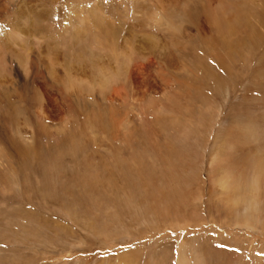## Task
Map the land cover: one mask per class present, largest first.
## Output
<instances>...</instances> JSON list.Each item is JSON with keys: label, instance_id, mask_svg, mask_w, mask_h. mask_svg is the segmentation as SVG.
<instances>
[{"label": "rangeland", "instance_id": "374dc122", "mask_svg": "<svg viewBox=\"0 0 264 264\" xmlns=\"http://www.w3.org/2000/svg\"><path fill=\"white\" fill-rule=\"evenodd\" d=\"M21 1L44 5L27 23L63 53L61 77L21 32L4 52ZM0 6V264H264V0ZM35 79L61 80V107ZM24 117L55 130L34 137Z\"/></svg>", "mask_w": 264, "mask_h": 264}, {"label": "bare ground", "instance_id": "6f19581e", "mask_svg": "<svg viewBox=\"0 0 264 264\" xmlns=\"http://www.w3.org/2000/svg\"><path fill=\"white\" fill-rule=\"evenodd\" d=\"M6 0H0V3H4ZM54 1V0H53ZM22 2V1H21ZM1 7V6H0ZM44 9V5H33V4H30V3H27L26 1H23L22 3L19 4L18 8H17V11H16V14H15V17L13 18V20L10 22V31L8 32H5L3 31L2 33L4 34V37L1 39V41H5V48L7 49V51H4V52H9L8 54L12 55V52H13V49L16 48V47H19L17 45H19L17 43V41L15 40L16 38V35L14 33H22V35H26V36H29V37H32L33 38V41H30V42H27L28 43V46H30V48H34V47H39V52L42 53V54H46V55H49L48 52L52 53L54 55V75H55V78H58L60 75H61V70H63V67H64V63H63V53H60L59 51V48L56 46H53L50 47L47 44H45L43 41V35L42 34V28L40 27H37V26H34L33 27V24H31V26L27 23V20H28V16L30 15H26V14H29V13H33V17L35 18L37 15H39V11L40 9ZM2 9V7H1ZM26 10V11H24ZM47 10V9H46ZM42 11V10H40ZM168 11V10H167ZM264 11V10H263ZM29 12V13H28ZM170 12V11H169ZM264 13V12H263ZM44 15V14H43ZM224 15V14H223ZM173 16V15H172ZM32 17V16H31ZM31 19V18H30ZM34 20V19H33ZM227 22V21H226ZM30 23V22H29ZM221 25V24H220ZM197 26V24H196ZM200 27V26H199ZM201 29V28H200ZM17 31V32H16ZM15 35V37H14ZM18 36V35H17ZM19 38V37H18ZM27 39V37H26ZM25 39V40H26ZM157 43V42H156ZM7 45V46H6ZM25 47V46H24ZM13 48V49H12ZM161 52L164 53V51L166 50L164 46L161 47ZM28 50V49H27ZM35 50V48H34ZM141 50V49H140ZM33 51V50H32ZM31 52V51H30ZM158 54V53H157ZM159 55V54H158ZM169 58H170V54H168ZM45 58V57H44ZM39 59V58H38ZM12 62V68H14V70L16 71L17 73V78L18 79H24L23 75L21 74V69H19V66L16 65V60L12 59L11 60ZM46 62V61H45ZM48 65V64H46ZM23 70V69H22ZM64 73H65V70H63ZM63 74V73H62ZM61 77V76H60ZM44 78V77H43ZM36 81V84L38 86V89L39 91L42 93V99L44 97V99H46L47 103H50L52 105H56L57 107H61V103L64 101H62L61 103H59V97L58 99L55 98L54 95H51L49 94V85L54 84V83H59L60 81L56 82L54 81L53 82H48L46 80H39V79H35ZM72 78H70V76H68V84H67V87H66V90L69 92V93H77L80 94V93H83L85 91H87L88 93L89 92H92V93H95V85L96 83H93L94 85H92V87H87L84 85V87L82 85L80 86H73L72 85ZM19 83V81H18ZM25 83H29V81L26 82L25 80ZM65 84V83H64ZM85 84V83H84ZM19 85V84H18ZM17 85V86H18ZM24 86V85H23ZM56 86V85H54ZM22 87V86H21ZM53 88V87H52ZM64 93H65V87H64ZM65 96V94H64ZM62 100V99H61ZM5 101H9L8 99V96L4 95L2 93V89H0V105H2L3 102ZM65 101L66 102H71V99L69 96H65ZM46 103V102H45ZM36 106V105H35ZM42 107V106H41ZM1 108V107H0ZM46 113V112H45ZM13 114H15L17 116V119L15 120L16 121V124L14 125V134H15V137L17 136V140L22 142L20 139L23 140V138H20L23 136L24 132L26 131L25 130V127L21 126V124L17 121L19 120V117L20 115H25L24 111H22V109L20 110V108L18 106L14 107L13 109ZM75 116V115H74ZM71 117L73 120L75 119V117ZM13 118V117H12ZM25 118V121H24V125L27 127V130L28 132L30 131L31 133H33L36 137V136H39V135H42L43 133H46L47 136L50 134L49 130L51 131H54L55 129L54 128H51L49 126H45V125H41L40 126V130L41 131H34V126H36L34 123V120L29 118V117H24ZM6 119V118H5ZM2 120L4 121V119L2 118V116L0 117V129L2 128ZM6 121V120H5ZM9 121V120H8ZM13 120V122H15ZM71 121V120H70ZM85 124L88 126L89 129H95L97 127V122H96V118H95V109L92 110V111H89L87 116H86V121H85ZM37 129V128H36ZM1 131V130H0ZM27 132V131H26ZM237 132V131H236ZM39 133V134H38ZM54 133V132H53ZM240 133V132H239ZM238 133V134H239ZM243 133V132H242ZM233 135H235V132L231 131L228 133V141H230V139L233 137ZM33 136V135H32ZM2 137H5V136H2ZM239 137V136H238ZM241 138V137H240ZM1 139V137H0ZM11 140V139H10ZM14 141V140H13ZM24 142V141H23ZM22 144V143H20ZM255 148V147H254ZM252 148V147H249V148H246L244 146L240 147L238 152L239 153H256V150ZM226 150H228V147H226ZM225 150V151H226ZM220 160H224V159H220ZM219 161V160H218ZM222 165L224 167L228 166L229 164H226V160L225 161H221ZM244 165V164H243ZM231 167V166H230ZM260 174V173H259ZM238 176V175H237ZM260 176V175H259ZM258 176V177H259ZM257 178V177H256ZM241 179V178H240ZM252 180V179H251ZM243 181V180H242ZM233 182V178L231 179V177H225L223 179H221V185L224 187L226 186V184H230ZM256 182L255 179H253V184ZM234 183V182H233ZM251 183V182H250ZM237 185L238 188H240V185H241V182H236L235 183ZM243 184V183H242ZM220 185V186H221ZM249 185V184H248ZM238 202H236L235 204H237Z\"/></svg>", "mask_w": 264, "mask_h": 264}]
</instances>
